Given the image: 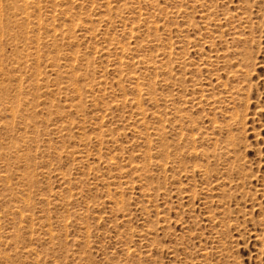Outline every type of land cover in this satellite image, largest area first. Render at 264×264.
Masks as SVG:
<instances>
[{
	"label": "rangeland",
	"instance_id": "obj_1",
	"mask_svg": "<svg viewBox=\"0 0 264 264\" xmlns=\"http://www.w3.org/2000/svg\"><path fill=\"white\" fill-rule=\"evenodd\" d=\"M16 1L20 4V0ZM47 1L42 4V11L45 9L43 11L45 15L40 20L42 27L36 36L29 34V39H32L31 41L37 39L40 43L50 42L52 28L54 27L58 32L61 28L60 32L65 30V36L58 42L59 44L57 43V51L54 47H50L49 51L46 49L41 54L37 65L24 67L20 55L29 52L36 43L24 45L18 40L26 31V27L17 23L9 24L16 39L3 42L0 47L2 53L0 69L5 72L0 70L2 75L0 76V85L2 86L1 83L4 82L0 88V97L2 95L0 111L3 106L4 109L13 108L16 110L17 108L18 112L21 108L25 114L24 116L20 112L22 113L20 114L22 121L20 119L13 121L9 114L0 115V136L2 137V140L0 139V222L3 219L0 223L2 227L0 229V256H7L11 261L10 263L8 260L10 264H264L263 0L262 2L261 0H241V2L238 0H139V4L129 5L125 8L122 6L124 2L133 4L132 2L135 0H109L111 5L106 10L103 7V0H98L96 5L90 3L76 5V0L73 5L70 3L71 0ZM53 8L57 10L55 12L56 21H52L47 16ZM249 8H251L250 11ZM238 13H244L245 16L252 15L248 22L240 23L234 17ZM91 18L93 22H96L94 26L97 28V31H91L92 33L86 31L89 27L87 23ZM205 18L213 20H210L212 23ZM131 20L136 22L135 28L137 26L133 36L128 34L129 29L125 24ZM147 22H155L159 31L155 32L152 25L147 24ZM213 23H217L216 28L213 27ZM247 23L248 25H246ZM239 24L240 26H238ZM33 26L31 23L30 27ZM71 27L72 34L69 31ZM232 28L237 29L238 32L241 28V34ZM73 32H76L77 38L75 40L71 38L72 35L74 36ZM30 40L29 42H31ZM242 40L244 43L240 42ZM125 45L133 49V54L124 56V58L123 56L120 57L121 54L117 49ZM75 53L78 55V61L67 63L68 68L65 67L64 62H61V65L64 66L60 72L70 71V65L77 66L79 73L72 76L81 80L76 84L85 96L88 88L86 86H95L97 89L95 94L93 96L87 94L88 97L83 102L74 101L76 93H74V88L69 80L55 77L51 71L53 69V57L57 54L73 55ZM91 53L93 56L90 55ZM169 54L170 57L167 58ZM214 54L217 56L216 58ZM223 54H227V59ZM244 54H248L247 59H245L246 55ZM84 55H90V57H84ZM108 55L111 58L110 56L108 58ZM208 55L213 56V58H209ZM251 55L253 60H251ZM139 56L150 59L149 66L136 65ZM209 59L215 60V62L211 63L210 61L208 63ZM245 60L249 62L246 63ZM121 61L130 64V67L120 69L122 70L120 73L116 64ZM250 61H253L254 66L250 65ZM242 65H250L249 67L246 66L250 68L251 72H249L248 79L244 78L245 75L242 74L247 68L240 70L241 67L245 68ZM153 67H156L157 70H154ZM103 68L106 69L107 73ZM205 68L206 70L209 68V71H205ZM130 69H134V71H130ZM252 69L254 70L251 71ZM115 70L118 75L120 74L119 76ZM236 70L242 75L235 73ZM39 72L42 75L38 76ZM104 74L106 77L102 78ZM136 75L140 78L139 83L141 86L143 85L142 88L149 89L151 87L150 97L153 100H150V97L147 98L148 96L139 98L134 93L133 86L136 82L134 79ZM233 75L238 78L233 79ZM34 83H38L37 87ZM102 85H105L104 89L106 90L103 89ZM99 88L101 89L99 90ZM58 89L62 90L57 95L54 91ZM8 95L11 96V100L13 98L17 100H15L16 106L11 105L12 102ZM135 98H139V103H142L141 110L136 108ZM126 99L134 103L132 107H124ZM20 100L23 102L20 103ZM51 101L52 104H50ZM9 103L10 106L7 105ZM105 104L107 109L103 107ZM30 106H35V109L31 110L32 107ZM142 110L146 114V119L141 123L137 118L139 117L138 112L141 113ZM45 111H47L46 114H44ZM153 113H157L159 116L152 117ZM30 115L34 117L35 121L30 118ZM155 120L158 122L155 123ZM27 121L31 128L23 130L25 128L24 122L27 123ZM42 121L47 123L44 124ZM15 122L17 123L15 124ZM77 123H79V127ZM34 125L38 127L35 129L39 130L34 131ZM105 125H107V129ZM64 126L65 129L62 130L61 127L64 128ZM42 130L44 131L42 132ZM25 131L29 134H25ZM50 131L52 133L55 131V133L51 134ZM35 133L37 137H34L36 136ZM98 134L99 136H97ZM24 135L27 137V139L25 137L26 142L29 141L27 145L23 143L25 141L23 140ZM15 143L18 150L13 149ZM155 144L160 145V149ZM36 145L39 146L38 149L33 147ZM161 150L164 156L160 153ZM81 156L89 160H83ZM55 157L57 158L55 159ZM76 157L80 164L84 161L86 164H81V167L74 160ZM140 164H143L144 167ZM160 165H164L166 170ZM63 171L69 172L68 175L63 174L65 173ZM104 173L107 174L106 177L103 175ZM69 174L71 175L70 178ZM29 175L30 178H28ZM100 175L104 176L103 181L100 180ZM1 176L8 178L5 181ZM22 176L23 178H21ZM63 176H65L64 180ZM148 177L152 178V182H148L150 179ZM66 179L69 184L64 183ZM98 181L99 183H97ZM111 183H114V186ZM159 183L160 186H158ZM2 184L8 186L7 190ZM152 184L153 188H151ZM163 184L166 188L163 187ZM24 188L29 190L27 194L20 192ZM204 188L207 189L204 190ZM153 189L157 190V194ZM166 193L169 195V199ZM39 194L43 195L40 197ZM48 194L51 195L48 196ZM44 195L53 200L57 199L55 202L58 206L54 203L55 205L48 207L45 203V208L42 205L44 204L42 201L45 198ZM27 196L34 201V207L27 209L31 210L33 215L41 216L38 218L35 215L34 218L37 217V220L31 223L22 222L19 219V210L16 208L21 206L20 200L22 201ZM38 199L41 200L42 204ZM43 208L47 210L49 208V210L44 209V211ZM27 209V212L24 213L31 214L28 213L29 210ZM213 218L217 219L213 221ZM61 219L62 221H60ZM42 222L43 224H41ZM48 223L51 224V230H53L51 233L53 232L52 234L56 237L52 242L48 241L49 237L47 236L49 235L46 233L47 228L44 227ZM224 223H226V227ZM11 226L17 230L12 231ZM19 229L22 231L20 236L17 234V239L20 238L21 240L18 241L15 237L13 240L8 239L7 235L11 236L13 232ZM24 229L30 232L28 233L29 237ZM35 234L36 238H34ZM26 236L29 241L26 240ZM83 236L84 238L81 239ZM16 242L19 243L17 248L19 255L14 244ZM29 250H34L36 253L38 251L39 256L37 253V256L28 257L26 254ZM2 262L0 264H3Z\"/></svg>",
	"mask_w": 264,
	"mask_h": 264
},
{
	"label": "bare ground",
	"instance_id": "obj_2",
	"mask_svg": "<svg viewBox=\"0 0 264 264\" xmlns=\"http://www.w3.org/2000/svg\"><path fill=\"white\" fill-rule=\"evenodd\" d=\"M67 1H69V0H67ZM97 1L98 0H76V2H75V0H71L70 1V3L73 5V4H75L76 3V5H78L79 3H90L91 5H96L97 4ZM102 1V0H101ZM118 1V0H117ZM117 1H116V3H117ZM225 1V0H224ZM238 1H240L241 2V0H238ZM20 2V4L19 3H17V1L16 0H0V47H1V44L3 43V42H7V41H14V39H16V38H14V36H13V34H12V30L10 29V27H9V24H11V23H17V24H20V25H22L23 27L25 26L26 28V31L24 32V34L21 36V38H18V40L21 42V43H23L24 45L26 44V43H36V45H34L33 47H31L30 48V51L29 52H27V53H24V54H21L20 55V60L22 61V65L24 66V67H32V65H37L39 62H38V59L40 58V56H41V54H43L44 52H45V50L47 49H49L50 47H54V49H55V51H57L56 50V45H57V43L60 41V40H62L63 38H64V36H65V30L64 31H61L60 32V29H59V32H58V30L57 29H55L54 27L52 28V35H51V40H50V42H44V43H40L39 42V40H35V41H31L29 38V34L31 35H34V36H36V34H37V32H39L40 31V29H41V23H40V20L43 18V16L45 15V13L42 11V4H45L46 2H48L47 0H20L19 1ZM113 2H115V1H113ZM122 2V1H121ZM156 2V1H155ZM261 2H262V0H261ZM263 2H264V0H263ZM125 3V2H124ZM122 4V6L125 8V7H127V6H129V5H135V4H139L140 2H139V0H135L134 2H132L133 4H127V3H125V4ZM145 3V2H144ZM235 3V2H234ZM260 3V2H259ZM103 4H104V8H105V10L107 9V7H108V9H109V6L111 5V2L108 0H103ZM180 4V3H179ZM202 4V3H201ZM231 4H232V2H231ZM71 5V6H72ZM54 7H58L57 5H53ZM87 6H89V5H87ZM212 6V5H211ZM47 7V6H46ZM61 7V6H60ZM237 7V6H236ZM75 8V7H74ZM86 8V7H85ZM47 9V8H46ZM49 9V8H48ZM51 9V8H50ZM123 9V8H122ZM250 9L251 8H249V11H250ZM66 10V9H65ZM86 10V9H85ZM90 10V9H89ZM102 10V9H101ZM118 10V9H117ZM138 10V9H137ZM235 10V9H234ZM246 10H248V8L246 7ZM57 10L55 9V8H53L52 9V11H49V13L47 14V16H49L50 18H51V20L52 21H56V19H57V17H56V14H55V12H56ZM99 11V10H98ZM149 11V10H148ZM67 12V11H66ZM104 12V11H103ZM206 12V11H205ZM68 13V12H67ZM132 13V12H131ZM164 13V12H163ZM74 14V13H73ZM99 14H100V12H99ZM98 14V15H99ZM171 14H173V13H171ZM207 14V13H206ZM248 14V13H247ZM246 14V15H247ZM122 15V14H121ZM210 15H212V14H210ZM209 15V16H210ZM225 15V14H224ZM235 15V14H234ZM250 16L252 15V14H249ZM88 16V15H87ZM92 16V15H91ZM133 16V15H132ZM141 16V15H140ZM250 16H245V14L244 13H238V14H236V16H234L235 18H237V21L238 22H240V23H243V22H248L249 21V19H250ZM62 17V16H61ZM101 17V16H100ZM206 17V16H205ZM211 17V16H210ZM49 18V19H50ZM90 18V17H89ZM101 18H104L103 16L101 17ZM127 18V17H126ZM140 18V17H139ZM257 18V17H256ZM60 19V18H59ZM64 19V18H63ZM124 19V18H123ZM137 19V18H136ZM207 21L209 20V19H207V18H205ZM220 19V18H219ZM254 20H255V18H253ZM68 20V19H67ZM83 20V19H82ZM112 20V19H111ZM138 20V19H137ZM151 20V19H150ZM211 20V19H210ZM209 20V21H210ZM216 20V19H215ZM220 20H222V19H220ZM220 20H217V21H220ZM77 21H78V19H77ZM211 21H213V20H211ZM210 21V23H212ZM224 21H225V18H224ZM236 21V22H237ZM151 22V21H150ZM150 22H147V24H149ZM190 22V21H189ZM223 22V21H222ZM31 23H32V25H34L33 27H30L31 26ZM44 23V22H43ZM58 23V22H57ZM65 23V22H64ZM71 23V22H70ZM74 23V22H73ZM76 23V22H75ZM94 23H96V22H93V20H92V18L90 19V21H88V23L87 24H89V27H87V30L86 31H92V32H95V31H97V28L94 26ZM209 23V24H210ZM227 23V22H226ZM225 23V24H226ZM230 23V22H229ZM232 23H234V21L232 20ZM250 23V22H249ZM83 24V23H82ZM126 24V26H128V29H129V33L128 34H130V36H133V34H134V32H135V29L137 28V26H136V28H135V25H136V22L133 20H131L129 23L127 22V23H125ZM145 24V23H144ZM151 25H152V29H154L155 30V32H158L159 31V27H158V25H156V23L154 22V23H150ZM214 24V23H213ZM212 24V25H213ZM217 23H215L214 24V26L213 27H215V25H216ZM53 25V24H52ZM65 25V24H64ZM74 25H76V24H74ZM74 25H73V27H74ZM96 25V24H95ZM97 25H99V24H97ZM138 25V24H137ZM211 25V24H210ZM232 25V24H231ZM244 25V24H243ZM246 25H248V23L246 24ZM45 26V25H44ZM58 26V25H57ZM66 26V25H65ZM190 26V25H189ZM218 26V25H217ZM225 26V25H224ZM238 26H240V24L238 25ZM250 26V25H249ZM248 26V27H249ZM122 27V26H121ZM120 27V28H121ZM222 27H223V24H222ZM231 27V26H230ZM229 27V28H230ZM233 27H235V25H233ZM49 28V27H48ZM127 28V27H126ZM216 28V27H215ZM224 28V27H223ZM237 28H239V27H237ZM245 28H247V27H245ZM249 28H251V27H249ZM248 28V29H249ZM220 29V28H219ZM233 29V28H232ZM247 29V30H248ZM146 30V29H145ZM209 30V29H208ZM229 30V29H228ZM227 30V31H228ZM233 30H235V29H233ZM237 30V29H236ZM235 30V31H236ZM240 30H241V28H240ZM240 30H239V32H238V30H237V33H240L241 34V32H240ZM245 30V29H244ZM69 31H71V34H72V27H71V29H69ZM74 31V30H73ZM79 31V30H78ZM151 31V30H150ZM162 31V30H161ZM180 31V30H179ZM232 31V30H231ZM91 32V33H92ZM147 32V31H146ZM228 32H230V30L228 31ZM233 32V31H232ZM75 33L76 32H73V34H74V36L72 35V39H76L77 37L75 36ZM85 33V32H84ZM145 33V32H144ZM166 33V32H165ZM173 33V32H172ZM187 34V33H186ZM229 34H231V33H229ZM228 34V35H229ZM234 34V33H233ZM143 35V34H142ZM155 35H156V33H155ZM158 35H159V33H158ZM171 35V34H170ZM235 35V34H234ZM234 35H233V37H234ZM33 36V37H34ZM83 36V35H82ZM94 36V35H93ZM98 36V35H97ZM147 36V35H146ZM230 36V35H229ZM242 37H243V35H241ZM127 37V36H126ZM142 37V36H141ZM140 37V38H141ZM159 37V36H158ZM178 37V36H177ZM191 37V36H190ZM232 37V38H233ZM32 38V37H31ZM69 38V37H68ZM88 38V37H87ZM108 38V37H107ZM231 38V39H232ZM238 38V37H237ZM244 38V37H243ZM250 38V37H249ZM82 39V38H81ZM174 39V38H173ZM29 40L31 41V42H29ZM114 40V39H113ZM127 40V39H126ZM237 41L239 40V39H236ZM246 40H248V39H246ZM245 40V41H246ZM68 41V40H67ZM107 41V40H106ZM116 41H117V39H116ZM182 41V40H181ZM234 41V40H233ZM244 40H242V41H240V42H243ZM100 42V41H99ZM115 42V41H114ZM129 42V41H128ZM127 42V43H128ZM165 42H167L166 40H165ZM184 42V41H183ZM214 42V41H213ZM73 43H75V42H73ZM153 43V42H152ZM162 43V42H161ZM176 43V42H175ZM174 43V44H175ZM192 43V42H191ZM190 43V44H191ZM244 43V42H243ZM59 44V43H58ZM65 44V43H64ZM106 44V43H105ZM121 44V43H120ZM171 44H172V42H171ZM236 44V43H235ZM100 45V44H99ZM118 45V44H117ZM142 45V44H141ZM145 45V44H144ZM176 45V44H175ZM214 45V44H213ZM71 46H72V44H71ZM109 46V45H108ZM111 46V45H110ZM171 46V45H170ZM185 46V45H184ZM187 46V45H186ZM106 47V46H105ZM115 47H117V46H115ZM157 47V46H156ZM159 47H161V46H159ZM189 47V46H188ZM214 47H216V46H214ZM163 48V47H162ZM170 48H172V46L170 47ZM84 49V48H83ZM103 49V48H102ZM153 49V48H152ZM191 49V48H190ZM78 49L76 48V51H77ZM118 52H119V54H121L120 55V57L121 56H128V55H131V54H133V49H131L129 46H120L118 49ZM169 50V49H168ZM216 50V49H215ZM49 51V50H48ZM54 51V52H55ZM172 51V50H171ZM177 51V50H176ZM175 51V52H176ZM183 51V50H182ZM197 51V50H196ZM213 51V50H212ZM219 51V50H218ZM53 52V51H52ZM73 52V51H72ZM78 52V51H77ZM179 52V51H178ZM199 52V51H198ZM217 51H215V53H216ZM49 53H51V52H49ZM90 53V52H89ZM106 53V52H105ZM212 53H214V52H212ZM1 50H0V56H1ZM47 54V53H46ZM52 54V53H51ZM81 54V53H80ZM88 54V53H87ZM114 54V53H113ZM152 54V53H151ZM217 54V53H216ZM50 55V54H49ZM91 56H93L92 55V53L90 54ZM90 55H88V56H85L84 55V57H90ZM97 55V54H96ZM223 55H225V57L227 56V54H223ZM244 55H246V54H244ZM248 55V54H247ZM247 55L245 56V59H247ZM100 56V55H99ZM103 56V55H102ZM109 56L110 55H108V58H109ZM209 56V55H208ZM207 56V57H208ZM211 56V55H210ZM209 56V58H213V56H211L210 57ZM250 56V55H249ZM83 57V56H82ZM104 57V56H103ZM102 57V58H103ZM115 57H117V56H115ZM124 57V58H125ZM164 57V56H163ZM170 57V54L168 55V57L167 58H169ZM214 57L216 58L217 56H215V54H214ZM223 57V56H222ZM2 58V57H1ZM95 58V57H94ZM98 58V57H97ZM101 58V59H102ZM110 58H111V56H110ZM133 58V57H132ZM164 58H166V56L164 57ZM224 58V57H223ZM251 58H252V55H251ZM250 58V59H251ZM18 59V58H17ZM87 59V58H86ZM89 59H91V58H89ZM92 59H93V57H92ZM92 59H91V61H92ZM208 59V58H207ZM226 59H227V57H226ZM249 59V60H250ZM8 60V59H7ZM88 60V59H87ZM113 60V59H112ZM121 60V59H120ZM126 60H127V58H126ZM126 60H123V61H126ZM165 60V59H164ZM183 60V59H182ZM251 60H253V58L251 59ZM78 61V55H76V53L75 54H71V55H66V54H64V55H59V54H57L55 57H53L52 58V63H53V69L51 70L52 71V74L55 76V77H62L63 79H66V80H69L70 82H71V85L73 86V88H74V93H76V98L74 97V101H79V102H83V101H85L84 99L86 98V97H88L87 96V94H91L92 96L95 94V92L97 91V89L95 88V86H91V85H87L86 87H90L89 89L87 88V90H86V96L84 95V92L83 91H81V89H79L78 87H77V82H81V80H79V78L78 77H76V78H74L73 76L74 75H76L77 73H79V69H77L76 67L77 66H74V65H70L69 67H70V71H64L63 73H61L60 72V70L63 68V66L61 65V62H64L65 63V67H67V63H71V62H77ZM83 61V60H82ZM82 61H81V63H82ZM103 61V60H102ZM105 61V60H104ZM123 61H121L120 63H118V64H116L117 65V67H118V71L121 73V71L122 70H120V69H123L124 67H130V64H127L126 62H123ZM128 61V60H127ZM151 60L150 59H148V58H146V57H143V56H139L138 57V60L136 61V65H146V66H149L148 64H149V62H150ZM210 59H209V61H207L208 63H210ZM223 61V60H222ZM228 61V60H227ZM240 61H242V60H240ZM248 61V60H247ZM247 61L245 60V62L247 63ZM6 62V61H5ZM46 62V61H45ZM90 62V61H89ZM97 62V61H96ZM134 62V61H133ZM171 62V61H170ZM202 62V61H201ZM204 62V61H203ZM202 62V63H203ZM212 62H215V60H212L211 61V63ZM219 63H220V61H218ZM244 62V63H245ZM249 62V61H248ZM252 62L253 61H250V65L252 64ZM16 63V62H15ZM43 63V62H42ZM86 64H87V61L85 62ZM102 63V62H101ZM106 63H108V62H106ZM111 63V62H110ZM109 63V64H110ZM115 63V62H114ZM224 63V62H223ZM244 63H241V64H244ZM245 63V64H246ZM1 64V63H0ZM67 64V65H66ZM74 64V63H73ZM86 64H85V66H86ZM93 64V63H92ZM100 64V63H99ZM103 64H105V63H103ZM170 64V63H169ZM193 64H195V63H193ZM218 65V63H215V65ZM239 64H240V62H239ZM238 64V65H239ZM21 65V64H20ZM81 65V64H80ZM106 65V64H105ZM105 65H103L104 67H105ZM135 65V64H134ZM188 65V64H187ZM207 65V64H206ZM227 65V64H226ZM249 65V66H250ZM90 66V65H89ZM100 66H102V64H100ZM107 66V65H106ZM205 66V65H204ZM209 66H211V65H209ZM208 66V67H209ZM240 66V65H239ZM238 66V67H239ZM243 67L245 66V68H242L241 67V69L240 70H242V69H246L247 67H249V66H247V65H242ZM247 66V67H246ZM252 66H254L253 64H252ZM83 67H84V65H83ZM114 67H115V65H114ZM167 67V66H166ZM169 67V66H168ZM179 67V66H178ZM189 67V66H188ZM190 67H191V65H190ZM207 67V66H206ZM2 68H3V66H2ZM68 68V67H67ZM111 68V67H110ZM170 68V67H169ZM212 68H213V66H212ZM19 69V68H18ZM30 69V68H29ZM85 69H86V67H85ZM105 68H103V70H104ZM112 69V68H111ZM128 69V68H127ZM153 69L154 70H157V68L156 67H153ZM152 69V70H153ZM200 69H202V68H200ZM209 68H207V70H206V68H205V71H209L208 70ZM248 70L250 69V68H247ZM246 69V70H247ZM1 71L3 70V69H0ZM6 70V69H5ZM134 71V69H130V71ZM161 70V69H160ZM169 71H170V69H168ZM175 70V69H174ZM239 70V69H238ZM239 70V71H240ZM244 71V72H242V74L243 75H245V77L244 78H247L248 77V75H250V70L248 71ZM254 69H252L251 71H253ZM15 71V70H14ZM19 71V70H18ZM40 71V70H39ZM83 71V70H82ZM110 71H112V70H110ZM126 71V70H125ZM168 71V72H169ZM3 72H4V70H3ZM2 72V73H3ZM7 72V71H6ZM20 72V71H19ZM85 72V71H84ZM90 72H91V70H90ZM93 72V71H92ZM103 72V71H102ZM105 72H106V69H105ZM129 72V71H128ZM171 72V71H170ZM201 72V71H200ZM235 72V71H234ZM241 72V71H240ZM250 72V73H249ZM1 73V72H0ZM5 73V72H4ZM20 73H22V72H20ZM33 73H35L34 71H33ZM45 73V72H44ZM94 73V72H93ZM107 73V72H106ZM114 73V72H113ZM115 73L117 74V76H119L118 75V73L116 72V70H115ZM114 73V74H115ZM127 73V72H126ZM132 73V72H131ZM235 73H238V71L236 70V72ZM253 73V72H252ZM91 74V73H90ZM128 74H130V72L128 73ZM239 74V73H238ZM241 73L239 74V75H242ZM5 75V74H4ZM7 75V74H6ZM5 75V76H6ZM10 75H12L11 73H10ZM39 75H42L40 72H39V74H38V76ZM45 75V74H44ZM73 75V76H72ZM127 75V74H126ZM172 75V74H171ZM176 75V74H175ZM174 75V76H175ZM237 75V74H236ZM0 76H2L1 74H0ZM32 76V75H31ZM129 76V75H128ZM252 76V75H251ZM251 76H249V77H251ZM8 78H9V76H7ZM27 77V76H26ZM35 77V76H34ZM33 77V78H34ZM36 77H37V75H36ZM87 77V76H86ZM101 77V76H100ZM104 77H106V75L104 74V76L102 77V78H104ZM125 77V76H124ZM149 77V76H148ZM152 77V76H151ZM229 77V76H228ZM235 77H237V76H234L233 75V79L235 78ZM242 77V76H241ZM14 78V77H13ZM29 78V77H28ZM127 78V77H126ZM132 78V77H131ZM170 78V77H169ZM238 78V77H237ZM18 79V78H17ZM106 79V78H105ZM127 79H129V78H127ZM126 79V80H127ZM135 79V85L133 86V90H134V93H136L137 94V96H139V98L141 97H143V96H148L147 98H149L151 95V91H150V89H151V87L149 88V89H146V88H142V86H141V84L139 83V77H137V75H136V77L134 78ZM230 79V78H229ZM248 79V78H247ZM0 80H1V77H0ZM22 80V79H21ZM28 80V79H27ZM38 80V79H37ZM131 80V79H130ZM33 81H34V79H33ZM32 81V82H33ZM47 81V80H46ZM106 81V80H105ZM120 82H121V80H119ZM134 81V80H133ZM133 81H129V82H133ZM151 81V80H150ZM17 82V81H16ZM21 82V81H20ZM34 82H36V80L34 81ZM89 82V81H88ZM118 82V81H117ZM152 82V81H151ZM154 82V81H153ZM22 83V82H21ZM20 83V84H21ZM90 83V82H89ZM104 82H102V84H103ZM122 83V82H121ZM144 83V82H143ZM222 83V82H221ZM220 83V84H221ZM2 84V86H3V84H4V82H2L1 83ZM19 84V85H20ZM23 84V83H22ZM35 85H36V87H37V85H38V83H34ZM105 84V83H104ZM148 84V83H147ZM173 84V83H172ZM18 85V86H19ZM99 85H100V83H99ZM150 85V84H149ZM161 85V84H160ZM169 85V84H168ZM211 85H212V83H211ZM222 85H224V84H222ZM1 85H0V88L2 87ZM22 86V85H21ZM29 86V85H28ZM27 86V87H28ZM79 86V85H78ZM104 86L105 85H102V87H103V89H104ZM146 86V85H145ZM144 86V87H145ZM166 86V85H165ZM170 86V85H169ZM197 86V85H196ZM203 86H204V84H203ZM41 87V86H40ZM130 87V86H129ZM163 87V86H162ZM218 87H219V85H218ZM4 88H5V86H4ZM3 88V89H4ZM30 88V87H29ZM215 88V87H214ZM220 88V87H219ZM15 89V88H14ZM31 89V88H30ZM101 88H99V90H100ZM216 89V88H215ZM25 90V89H24ZM23 90V91H24ZM41 90V89H40ZM62 90V89H61ZM61 90L60 89H58V90H56V91H54V93L55 94H60L61 93ZM104 90H106V89H104ZM122 90V89H121ZM120 90V91H121ZM130 90V89H129ZM128 90V91H129ZM158 90V89H157ZM161 90V89H160ZM206 90V89H205ZM27 91V90H26ZM126 91V90H125ZM42 92V91H41ZM47 92V91H46ZM122 92V91H121ZM130 92V91H129ZM132 92V91H131ZM207 92V91H206ZM215 92V91H214ZM217 92V91H216ZM1 93H3V91H1ZM71 93V92H70ZM101 93V92H100ZM126 93H127V91H126ZM226 93V92H225ZM230 93H231V91H230ZM16 95H17V92L15 93ZM27 95H28V93H26ZM213 94V93H212ZM211 94V95H212ZM217 94V93H216ZM15 95V96H16ZM21 95V94H20ZM20 95H18V96H20ZM45 95L47 96V93H45ZM7 96V95H6ZM9 96L10 95H8V98H9ZM14 96V97H15ZM22 96H23V93H22ZM35 96H37L38 97V95H35ZM43 96V95H42ZM99 96V95H98ZM103 96V95H102ZM106 96V95H105ZM104 96V97H105ZM136 96V95H135ZM13 97V96H12ZM45 97V96H44ZM55 97V96H54ZM134 97V96H133ZM209 97V96H208ZM16 98V97H15ZM23 98V97H22ZM33 98V97H32ZM35 98V97H34ZM41 98H43V97H41ZM68 98V97H67ZM98 98V97H97ZM139 98H135V100H136V104H135V106H136V108L137 109H139V110H141L142 108H141V104L142 103H139ZM171 98V97H170ZM2 99V95H1V97H0V100ZM6 99V98H5ZM12 98H11V96H10V100H11ZM26 99V98H25ZM94 99H95V97H94ZM150 100H153V98H149ZM180 99V98H179ZM222 99V98H221ZM226 99H227V97H226ZM233 99V98H232ZM14 100V101H13ZM13 100H11V105H15L16 106V104L15 103H17V102H15V100L16 99H14L13 98ZM19 100V99H18ZM24 100V99H23ZM34 100H36V99H34ZM173 100V99H172ZM208 100V99H207ZM17 101V100H16ZM22 100H20V103H22L21 102ZM38 101H39V99H38ZM38 101L36 102L37 104H38ZM92 101V100H91ZM220 101V100H219ZM219 101H217V102H219ZM101 102V101H100ZM172 102V101H171ZM10 103L9 104H7V105H9L10 106ZM25 103V102H24ZM86 103V102H85ZM90 103V102H89ZM88 103V104H89ZM210 103V102H209ZM216 103V102H215ZM44 104V103H43ZM42 104V105H43ZM50 104H52V101L50 102ZM133 102H131V101H129V100H125L124 101V107L125 106H129V107H132L133 106ZM197 104V103H196ZM211 104V103H210ZM26 106H27V104H25ZM156 105V104H155ZM15 106H11V107H15ZM41 106V105H40ZM49 106V105H48ZM82 106V105H81ZM143 106V105H142ZM194 106H196V105H194ZM22 107V106H21ZM28 107H29V105H28ZM27 107V108H28ZM30 107H32V108H30L31 110L35 107V106H30ZM47 107V106H46ZM103 107H107V105L105 104V106H103ZM116 107H117V105H116ZM151 107V106H150ZM162 107V106H161ZM9 108V107H8ZM52 108V107H51ZM67 108H68V106H67ZM35 109V108H34ZM107 109V108H106ZM105 109V110H106ZM124 109V108H123ZM133 109V108H132ZM25 110V109H24ZM155 110V109H154ZM234 111V110H233ZM236 111H238L237 109H236ZM20 112H22L21 111V108H20ZM20 112H18L17 111V108H16V110H14L13 108H11V109H7V108H5L4 109V106H3V108H2V110L0 111V115H7V114H9V117L13 120V121H15V120H18L19 121V119L20 118H22L21 116L22 115H20V114H22V113H20ZM25 112H26V110H25ZM144 111L142 110V112L140 113V112H138V115H139V117L137 118L138 119V121L139 122H143L145 119H146V114H144L143 113ZM150 112V111H149ZM31 113V112H30ZM47 113V111H45V113L44 114H46ZM50 113V112H49ZM238 113V112H237ZM24 114V113H23ZM32 114V113H31ZM51 114V113H50ZM74 114V113H73ZM178 114V113H177ZM241 115H242V113H240ZM36 115H37V113H36ZM77 115V114H76ZM163 115V114H162ZM238 115V114H237ZM240 115V116H241ZM24 116H25V114H24ZM31 117V119L33 118V120H34V117H32V115H30ZM95 116V115H94ZM104 116H106V115H104ZM151 116V115H150ZM159 116V115H158ZM157 116V113H153L152 114V117H158ZM177 116V115H176ZM53 117V116H52ZM81 117H83V116H81ZM98 117V116H97ZM119 117H120V115H119ZM165 117V116H164ZM29 118V119H30ZM234 118H236V117H234ZM8 119V118H7ZM25 119V118H24ZM71 119H73V118H71ZM100 119V118H99ZM161 119H162V117H161ZM178 119V118H177ZM237 119V118H236ZM21 120V119H20ZM43 120V119H42ZM47 120V119H46ZM101 120V119H100ZM158 120V119H157ZM160 120V119H159ZM166 120V119H165ZM232 120V119H231ZM22 121V120H21ZM25 122H26V120H24ZM35 121V120H34ZM47 121H49V120H47ZM76 121H77V118H76ZM119 121V120H118ZM156 121V120H155ZM167 121V120H166ZM24 122V126H25V128H23V130L24 129H26V130H28V129H30L31 128V126L29 125V123H28V121H27V123H25ZM42 122H44V121H42ZM158 121H156L155 123H157ZM164 122V121H163ZM9 123H10V121H9ZM13 123V122H12ZM17 122H15V124H16ZM20 123V122H19ZM47 123V122H46ZM45 122H44V124H46ZM64 123V122H63ZM79 123H80V121H79ZM79 123H77V125H78V127H79ZM81 123H82V120H81ZM161 123V122H160ZM165 123V122H164ZM163 123V124H164ZM27 124V125H26ZM83 124H84V122H83ZM132 124V123H131ZM4 125H6V124H4ZM8 125V124H7ZM10 125V124H9ZM8 125V126H9ZM14 125V124H13ZM20 125V124H19ZM87 125V124H86ZM240 125H241V123H240ZM37 126H38V124H37ZM37 126H35L34 125V129H35V127H37ZM46 126V125H45ZM54 126H55V124H54ZM53 126V127H54ZM97 126V125H96ZM106 126L107 125H105V128H106ZM144 126V125H143ZM181 126V125H180ZM5 128H6V126H4ZM12 127V126H11ZM39 127V126H38ZM37 127V128H38ZM138 127V126H137ZM160 127V126H159ZM167 127V126H166ZM176 127V126H175ZM174 127V128H175ZM195 127V126H194ZM215 127V126H214ZM35 129L34 131H36V130H39V129ZM62 128V130H64L65 129V126H64V128L63 127H61ZM76 128H77V126H76ZM80 128H81V126H80ZM84 128V127H83ZM163 128V127H162ZM213 128V127H212ZM13 129V128H12ZM68 129V128H67ZM85 129V128H84ZM100 129V128H99ZM107 129V128H106ZM129 129V128H128ZM145 129V128H144ZM155 129V128H154ZM158 129V128H157ZM221 129V128H220ZM46 130V129H45ZM49 130V129H48ZM82 129H80V131H81ZM172 130V129H171ZM16 131V130H15ZM30 131H32V130H30ZM44 130H42V132H43ZM57 132H58V130H56ZM83 131V130H82ZM99 131V130H98ZM97 131V132H98ZM131 131V130H130ZM8 132V131H7ZM9 132H10V130H9ZM24 132V131H23ZM46 132V131H45ZM51 132V134H54L55 133V131L52 133V131H50ZM84 132V131H83ZM132 132V131H131ZM144 132H145V130H144ZM22 133V132H21ZM20 133V134H21ZM26 133H28V132H26L25 131V134ZM32 133V132H31ZM46 133H48V131L46 132ZM17 134V133H16ZM23 134V133H22ZM29 134V133H28ZM33 134V133H32ZM50 134V135H51ZM56 134H58V133H56ZM61 134H62V132H61ZM158 134V133H157ZM35 135L36 136H34V137H37V134L35 133ZM46 135V134H45ZM48 135V134H47ZM80 135V134H79ZM86 135V134H85ZM187 135V134H186ZM185 135V136H186ZM16 137H17V135H15ZM27 136H31V135H27ZM65 136H66V134H65ZM97 136H99V134L97 135ZM147 135L145 134V137H146ZM158 136H159V134H158ZM161 136V135H160ZM181 136V135H180ZM185 136H183V137H185ZM195 136V135H194ZM193 136V137H194ZM25 137H26V135H24V137H23V140H25ZM39 137V136H38ZM40 137H41V135H40ZM86 137V136H85ZM104 137V136H103ZM11 138V137H10ZM19 138V137H18ZM17 138V139H18ZM69 138V137H68ZM89 138V137H88ZM96 138V137H95ZM97 138H99V137H97ZM136 138V137H135ZM148 138V137H147ZM199 138V137H198ZM0 139L2 140V137L0 136ZM26 139H27V137H26ZM30 139V138H29ZM35 139V138H34ZM38 139V138H37ZM140 139V138H139ZM142 139V138H141ZM156 139V138H155ZM158 139V138H157ZM232 139V138H231ZM36 140V139H35ZM34 140V141H35ZM188 140H190V139H188ZM199 140V139H198ZM217 140V139H216ZM28 141V140H27ZM31 141V140H30ZM41 141V140H40ZM93 141V140H92ZM231 141V140H230ZM240 141V140H239ZM10 142V141H9ZM33 142V141H32ZM43 142V141H42ZM147 142V141H146ZM18 143V142H17ZM23 143L25 144V145H27L28 143H29V141L28 142H26V140L25 141H23ZM74 143V142H73ZM148 143V142H147ZM154 143V142H153ZM160 143V145H162V143L161 142H159ZM191 143H192V141H191ZM195 143V142H194ZM217 143V142H216ZM230 143V142H229ZM241 143V142H240ZM20 144V143H19ZM76 144H77V142H76ZM5 145V144H4ZM10 145H12V144H10ZM9 145V146H10ZM32 145V144H31ZM42 145V144H41ZM155 145H157V144H155ZM160 145H157L158 146V148L160 147ZM230 145H233V144H230ZM6 146V145H5ZM4 146V147H5ZM17 146V144L15 143V144H13V149L15 148V149H17L18 150V146ZM7 147V146H6ZM23 147V146H22ZM29 147V146H28ZM28 147H27V149H28ZM33 147H35L36 149H38L39 148V146L37 147V145L36 146H33ZM43 147V146H42ZM45 147V146H44ZM152 147V146H151ZM163 147H165L164 145H163ZM162 146H161V148H163ZM192 147H193V145H192ZM195 147V146H194ZM54 148H56V147H54ZM140 148H141V145H140ZM143 148V147H142ZM233 148V147H232ZM2 149V148H1ZM153 149V148H152ZM160 149V148H159ZM158 149V150H159ZM163 149H165V148H163ZM234 149V148H233ZM59 151H60V149H58ZM141 151H142V149H140ZM147 150H148V148H147ZM212 150H213V148H212ZM211 150V152H213ZM47 151H48V148H47ZM98 151V150H97ZM4 152V151H3ZM36 152V151H35ZM39 152V151H38ZM44 152H46V151H44ZM57 152V151H56ZM66 152V151H65ZM72 152V151H71ZM76 152V151H75ZM80 152H81V150H80ZM95 152V151H94ZM149 152V151H148ZM190 152H193V151H191L190 150ZM5 153V152H4ZM27 153V152H26ZM40 153V152H39ZM70 153V152H69ZM73 153V152H72ZM77 153V152H76ZM92 153H93V151H92ZM158 153V152H157ZM161 154H163V156H164V153L162 152V150H161V152H160ZM166 154H167V152H165ZM199 153H200V151H199ZM41 154H43V153H41ZM79 154V153H78ZM83 154V153H82ZM84 154H86V153H84ZM97 154V153H96ZM193 154V153H192ZM202 154V153H201ZM200 154V155H201ZM229 154V153H228ZM60 155H61V152H60ZM71 155V154H70ZM75 155H77V154H75ZM87 155V154H86ZM100 155V154H99ZM147 155H148V153H147ZM168 155V154H167ZM2 156H3V154H2ZM24 156H25V154H24ZM106 156V155H105ZM149 156V155H148ZM162 156V155H161ZM161 156H159V157H161ZM162 156V157H163ZM202 156V155H201ZM205 156V155H204ZM3 157H5V155L3 156ZM51 157H53V156H51ZM62 157V156H61ZM73 157V156H72ZM82 157V156H81ZM87 157H88V155H87ZM137 157H140V156H137ZM162 157H161V159H162ZM13 158V157H12ZM15 158V157H14ZM26 158V157H25ZM35 158V157H34ZM57 157H55V159H56ZM58 158H59V155H58ZM83 158V160H86L87 158L86 157H82ZM85 158V159H84ZM102 158V157H101ZM101 158H100V160H101ZM107 158V157H106ZM166 158V157H165ZM3 159H5V158H3ZM2 159V160H3ZM24 159V158H23ZM77 159V157L74 159V160H76ZM140 159V158H139ZM144 159H145V157H144ZM154 159H155V157H154ZM164 159V158H163ZM8 160H9V158H8ZM22 160V159H21ZM34 160V159H33ZM87 160H89V159H87ZM150 160V159H149ZM5 161H6V159H5ZM27 161V160H26ZM97 161V160H96ZM147 161H148V159H147ZM11 162V161H10ZM75 162V161H74ZM76 162H78V160H76ZM85 162V161H84ZM81 163V164H86V163ZM160 162V161H159ZM162 162H163V160H162ZM46 163H47V161H46ZM79 163V162H78ZM78 163H77V165H78ZM88 163V162H87ZM138 163V162H137ZM144 163V162H143ZM149 163V162H148ZM163 163H165V162H163ZM5 164H6V162H5ZM80 164V163H79ZM80 164V166L82 167V165ZM145 164V163H144ZM157 164V163H156ZM45 165V164H44ZM137 165V164H136ZM140 165H142L143 166V164H140ZM150 165V164H149ZM22 166V165H21ZM28 166V165H27ZM79 165H78V167H80ZM23 167V166H22ZM53 167H54V165H53ZM84 167V166H83ZM88 167V166H87ZM144 167V166H143ZM152 167H154V166H152ZM160 167H162L163 169L165 168V170H166V167H164V165H160ZM240 167V166H239ZM91 168V167H90ZM105 168V167H104ZM133 168V167H132ZM241 168V167H240ZM98 169H99V167H98ZM121 169H123V168H121ZM145 169V168H144ZM147 170H148V167L146 168ZM207 169H208V167H207ZM29 170V169H28ZM47 170V169H46ZM79 170V169H78ZM132 171H133V169H131ZM5 171V170H4ZM93 171V170H92ZM135 171H136V169H135ZM173 171V170H172ZM196 171V170H195ZM243 171V170H242ZM23 172H24V170H23ZM32 172V171H31ZM47 172H48V170H47ZM63 172H65V173H63V174H65V175H68L67 173H69V172H67L66 173V171H63ZM137 172H138V170H137ZM143 172V171H142ZM141 172V173H142ZM1 173H3V172H1ZM6 173V172H5ZM46 173V172H45ZM50 173V172H49ZM48 173V174H49ZM52 173V172H51ZM97 173H99V172H97ZM101 173V172H100ZM105 173H106V171H105ZM103 174L104 176L105 175H107V174ZM131 173H133V172H131ZM146 173V172H145ZM165 173V172H164ZM172 173V172H171ZM22 174V173H21ZM21 174H20V176H21ZM24 174V173H23ZM28 174V173H27ZM81 174V173H80ZM127 174V173H126ZM206 174V173H205ZM205 174H203V175H205ZM238 174V173H237ZM32 175H33V173H32ZM40 175V174H39ZM44 175V174H43ZM47 175V174H46ZM45 175V176H46ZM53 175H54V171H53ZM52 175V176H53ZM59 175H61V174H59ZM70 175V174H69ZM91 175H93V173H91ZM91 175H89L90 177H92ZM103 175H100L101 177V179L100 180H104V176ZM142 175V174H141ZM5 176V175H4ZM42 176V175H41ZM50 176H51V174H50ZM49 176V177H50ZM55 176V175H54ZM128 176V175H127ZM206 176V175H205ZM226 176V175H225ZM2 178H4L3 176H1ZM43 177V176H42ZM48 177V178H49ZM71 177V175L69 176V178ZM89 177V178H90ZM94 177V176H93ZM97 178H98V176H96ZM106 177V176H105ZM145 177V176H144ZM7 176L4 178L5 179V181L7 180ZM21 178H23V176L21 177ZM25 178H26V176H25ZM28 178H30V175H29V177ZM54 178V177H53ZM64 178H65V176H63V180H64ZM89 178H88V181H89ZM119 178V177H118ZM121 178V177H120ZM146 178V177H145ZM144 178V179H145ZM150 177H148V179H149ZM207 178V177H206ZM226 178V177H225ZM242 178V177H241ZM31 179H33V178H31ZM50 179V178H49ZM150 179H151V181H150ZM149 179V181L148 182H152V178H150ZM243 179V178H242ZM11 180V179H10ZM9 180V181H10ZM60 180H62V179H60ZM60 180H58V181H60ZM99 180V181H100ZM102 180V181H103ZM67 181V179L65 180V182L64 183H66V184H69V183H67L66 182ZM70 181V180H69ZM75 181V180H74ZM93 181V180H92ZM99 181L97 182V183H99ZM101 181V182H102ZM121 181V180H120ZM136 181H137V179H136ZM243 181V180H242ZM94 182V181H93ZM244 182V181H243ZM245 182H246V180H245ZM3 183V182H2ZM26 183V182H25ZM24 183V184H25ZM29 184L28 185H30V182H28ZM44 183V182H43ZM81 183V182H80ZM96 183V184H97ZM114 183H116V182H114ZM114 183H111L112 185L114 184ZM119 183V182H118ZM123 183V182H122ZM128 184H129V182H127ZM126 183V184H127ZM132 183V182H131ZM145 183H147L146 182V180H145ZM157 183V182H156ZM6 184V183H5ZM22 184V183H21ZM36 184H38V183H36ZM61 184H63V183H61ZM71 184V183H70ZM120 184V183H119ZM125 184V185H126ZM127 184V185H128ZM136 184H137V182H136ZM26 185V184H25ZM72 185V184H71ZM92 185H94V184H92ZM117 185V184H116ZM121 185V184H120ZM124 185V184H123ZM142 185H143V183H142ZM164 186V188H166L165 187V184H163ZM229 185V184H228ZM244 185V184H243ZM2 186H3V184H2ZM18 186V185H17ZM24 186V185H23ZM114 186V185H113ZM149 186V185H148ZM158 186H160V183H159V185ZM162 186V185H161ZM6 190H7V187L6 186H3ZM28 187V186H27ZM46 187V186H45ZM75 187V186H74ZM118 187H119V185H118ZM118 187H116L117 189H118ZM124 187V186H123ZM137 187V186H136ZM144 187H146V186H144ZM150 187H151V185H150ZM215 187V186H214ZM240 187V186H239ZM48 188V187H47ZM78 188V187H77ZM80 188V187H79ZM120 188H121V186H120ZM119 188V189H120ZM135 188V187H134ZM151 188H153V184H152V187ZM160 188V187H159ZM4 189V190H5ZM30 189V188H29ZM33 189H34V187H33ZM67 189V188H66ZM70 189V188H69ZM107 189V188H106ZM105 189V190H106ZM122 189V188H121ZM207 189V188H206ZM205 188H204V190H206ZM240 189H241V187H240ZM73 191L75 190V189H72ZM78 190V189H77ZM81 190V189H80ZM126 190V189H125ZM211 190V192H212V189H210ZM28 191L29 190H27L26 188H24V189H21L20 190V192L22 193V194H27L28 193ZM44 191V190H43ZM71 191V190H70ZM70 191H69V193H70ZM148 191V190H147ZM153 191L157 194V190L155 191L154 189H153ZM168 191V190H167ZM207 191H209V190H207ZM214 191V190H213ZM34 192V191H33ZM122 192V191H121ZM125 192V191H124ZM128 192V191H127ZM136 192V191H135ZM145 191H143V193H144ZM166 192V191H165ZM164 192V193H165ZM106 193V192H105ZM146 193V192H145ZM148 193V192H147ZM41 194V193H40ZM39 194V195H40ZM72 194V193H71ZM123 194V193H122ZM156 194H154V196H156ZM43 195V194H42ZM42 195H40V197L42 196ZM45 195H47L46 193H45ZM44 195V197L45 198H43V202H44V204H42V202H41V200H39V199H41L39 196H37V198H39L38 200H39V202H41V204L42 205H44L45 206V203L48 205V207L50 206V205H55L54 203H56V205H57V202H55L56 200H53V199H50V197H48V196H50L49 194H48V196H45ZM58 195V194H57ZM110 195V194H109ZM121 195V194H120ZM124 195V194H123ZM139 195H141V194H139ZM145 195V194H144ZM146 195H148V194H146ZM166 195L168 196V199H169V195L166 193ZM72 196V195H71ZM74 196V195H73ZM29 196H27V198H23L22 199V201L20 200V207H16L18 210H19V219L22 221V222H29V223H31V222H33V221H35V220H37L36 218H34V216L35 215H37V214H35V215H33L30 211L31 210H29V209H27V208H31L33 205H34V201L32 200V199H30V198H28ZM55 197V196H54ZM58 197V196H57ZM151 197H152V195H151ZM158 197V196H157ZM52 198V197H51ZM156 198V197H155ZM117 199V198H116ZM121 199V198H120ZM167 199V200H168ZM155 200V199H154ZM157 201V200H156ZM155 201V202H156ZM153 202V201H152ZM69 203V202H68ZM123 203V202H122ZM37 205H40L39 203H37ZM60 205V204H59ZM122 205V204H121ZM143 205V204H142ZM151 205V204H150ZM58 206V205H57ZM65 206V205H64ZM92 206V205H91ZM34 207V206H33ZM89 207V206H88ZM97 207V206H96ZM23 208H25L24 209V211H23ZM45 208H46V206H45ZM45 208H43V210L45 209ZM92 208V207H91ZM153 208V207H152ZM4 209V208H3ZM26 209L27 210H29L28 211V213L30 212L31 214H27V213H24L25 211H26ZM32 209V208H31ZM42 209V208H41ZM89 209V208H88ZM227 209V208H226ZM45 210H47V209H45ZM44 210V211H45ZM48 210H49V208H48ZM47 210V211H48ZM4 211V210H3ZM87 211V210H86ZM27 212V211H26ZM40 212H42L41 210H40ZM146 212V211H145ZM12 213H14V212H12ZM11 213V214H12ZM36 213V212H35ZM148 213H149V211H148ZM222 213V212H221ZM122 214V213H121ZM147 214V213H146ZM160 214H162V213H160ZM45 215V214H44ZM47 215V214H46ZM157 215V214H156ZM214 215V214H213ZM14 216V214L12 215V217ZM38 216V215H37ZM216 216V215H215ZM18 217V216H17ZM17 217H15L16 219H17ZM41 217V216H40ZM39 216H38V218H40ZM125 217V216H124ZM46 218V217H45ZM48 218V217H47ZM63 219V218H62ZM62 219L60 220V221H62ZM146 219V218H145ZM211 219V218H210ZM214 220L213 221H215V219H217V218H213ZM3 220V219H2ZM2 220H1V222H2ZM39 220H41V219H39ZM44 220H46V219H44ZM49 220H52V219H49ZM49 220H48V222H49ZM20 221V222H21ZM63 221H64V219H63ZM124 221H127V220H124ZM0 222V223H1ZM44 222H46V221H44ZM65 222H66V218H65ZM165 222V221H164ZM233 222V221H232ZM62 223H64V222H62ZM211 223H214V222H211ZM234 223V222H233ZM41 224H43V222L41 223ZM222 224V223H221ZM225 224V227L227 226L226 225V223H224ZM224 224H223V226H224ZM230 224V223H229ZM65 225V224H64ZM232 225V224H231ZM236 225V224H235ZM19 226V225H18ZM22 226V225H21ZM24 226V225H23ZM29 226V225H28ZM34 226H36V225H34ZM214 226V225H213ZM12 227V231L13 230H15L16 228H14L13 226H11ZM29 227H32V226H29ZM44 227H46L47 228V234L49 235V236H47V234L45 233V232H43V234L45 235V236H47V237H49V240L48 241H53V240H55L56 239V237L51 233V231H53V230H51V224L50 223H48V224H45L44 225ZM52 227H53V224H52ZM65 227V226H64ZM2 227L0 226V229H1ZM14 228V229H13ZM22 228V227H21ZM25 229H26V227H24ZM35 228V227H34ZM157 228V227H156ZM24 229V231L25 232H27V230H25ZM36 229V228H35ZM41 229V228H40ZM40 229H38V230H40ZM64 229V228H63ZM65 229H66V227H65ZM231 229H233V227H231ZM236 229V228H235ZM239 229V228H238ZM17 230V229H16ZM22 230H23V228H22ZM21 229H19L18 231H15V232H17V233H15V232H13L12 233V235L10 236V235H7L8 236V239H14V237L17 239V237H18V235L21 233V231H22ZM84 230H85V228H84ZM240 230V229H239ZM6 231V230H5ZM31 231H32V228H31ZM34 231V230H33ZM41 231V230H40ZM83 232H85V231H83ZM87 233H88V231H86ZM146 232V231H145ZM226 232V231H225ZM28 233H30V232H27V234L26 235H28ZM36 233V232H35ZM90 233V232H89ZM150 233V232H149ZM240 233V232H239ZM18 234V235H17ZM152 234V233H151ZM30 235H32V234H30ZM20 236V235H19ZM145 236L147 237V234H145ZM239 236H241V235H239ZM238 236V237H239ZM253 236V235H252ZM2 237V236H1ZM6 237V236H5ZM22 237V236H21ZM28 237H29V235H28ZM28 237L26 236V240L28 239ZM39 237V236H38ZM69 237V236H68ZM87 237V236H86ZM99 237V236H98ZM23 238V237H22ZM34 238H36V234H35V237ZM84 238V236L81 238V239H83ZM40 239V238H39ZM86 239V238H85ZM122 239V238H121ZM7 240V239H6ZM18 240V239H17ZM16 240V241H17ZM19 240H21L20 238H19ZM18 240V241H19ZM33 240H35V241H37L38 239H33ZM237 240H238V238H237ZM17 241V242H18ZM28 241H29V239H28ZM47 241V240H46ZM74 241V240H73ZM88 241H90V240H88ZM15 242V241H14ZM14 243L15 245H16V249L18 248V244L19 243ZM81 242V241H80ZM83 242H84V240H83ZM234 242H237V241H234ZM2 243V242H1ZM89 243V242H88ZM23 244V243H22ZM31 245V244H30ZM29 245V246H30ZM28 246V245H27ZM90 246V245H89ZM14 247V246H13ZM25 248V247H24ZM13 249V248H12ZM16 249H14V250H16ZM27 249H29L28 247H27ZM50 249V248H49ZM41 250V249H40ZM216 250V249H215ZM226 250V249H225ZM17 251H18V255H19V250L17 249ZM16 251V252H17ZM2 252V251H1ZM12 252V251H11ZM16 252H14V254L16 253ZM129 252V251H128ZM3 253V252H2ZM24 253V252H23ZM37 253H38V251H37ZM37 253L36 252H34V250H29V252H28V254H26L28 257H30L31 258V256H37ZM131 253H132V251H131ZM1 254V253H0ZM17 254V253H16ZM22 255V254H21ZM132 256H133V254H131ZM207 255H208V253H207ZM12 256V255H11ZM38 256H39V253H38ZM127 256V255H126ZM128 256H130L129 255V253H128ZM204 256V255H203ZM209 256V255H208ZM207 256V257H208ZM27 257V258H28ZM35 258H37V257H35ZM9 258L6 256H0V262H2L3 264H10L11 263V261H10V263H9ZM37 260H38V258H37ZM34 261V260H33ZM27 262V261H26ZM13 263V262H12ZM33 263V262H32ZM35 263V262H34ZM48 263V262H47Z\"/></svg>",
	"mask_w": 264,
	"mask_h": 264
}]
</instances>
